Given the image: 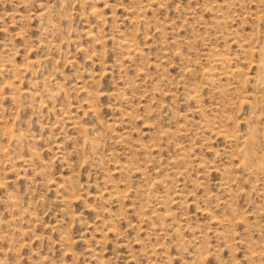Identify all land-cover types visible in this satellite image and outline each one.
<instances>
[{
  "label": "rangeland",
  "instance_id": "1",
  "mask_svg": "<svg viewBox=\"0 0 264 264\" xmlns=\"http://www.w3.org/2000/svg\"><path fill=\"white\" fill-rule=\"evenodd\" d=\"M0 264H264V0H0Z\"/></svg>",
  "mask_w": 264,
  "mask_h": 264
},
{
  "label": "bare ground",
  "instance_id": "2",
  "mask_svg": "<svg viewBox=\"0 0 264 264\" xmlns=\"http://www.w3.org/2000/svg\"><path fill=\"white\" fill-rule=\"evenodd\" d=\"M227 140V139H226ZM249 158V157H248Z\"/></svg>",
  "mask_w": 264,
  "mask_h": 264
}]
</instances>
